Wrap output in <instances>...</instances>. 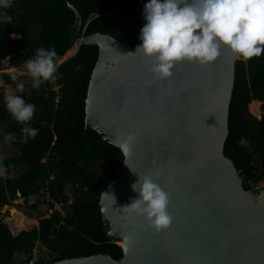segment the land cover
<instances>
[{"label":"water","instance_id":"water-1","mask_svg":"<svg viewBox=\"0 0 264 264\" xmlns=\"http://www.w3.org/2000/svg\"><path fill=\"white\" fill-rule=\"evenodd\" d=\"M63 2L75 18L70 43L98 48L85 129L124 158L98 204L103 233L121 247L122 258L96 255L54 264H264V189L255 194L259 184H253L245 190L223 153L240 59L222 47L214 62L179 63L160 81L147 70L152 61L136 53L138 45L85 35L81 15L69 0ZM14 75L18 81L16 73L3 74V80L13 85ZM129 134L136 139L125 154L117 140ZM138 175L151 176L168 193L169 229L157 233L123 211L138 198L131 189ZM17 198L28 208L36 204L34 194Z\"/></svg>","mask_w":264,"mask_h":264},{"label":"trees","instance_id":"trees-1","mask_svg":"<svg viewBox=\"0 0 264 264\" xmlns=\"http://www.w3.org/2000/svg\"><path fill=\"white\" fill-rule=\"evenodd\" d=\"M69 1L81 15L85 35L100 33L130 46L139 45L146 23L142 0ZM2 17L8 20L0 21V71L6 58L9 67L20 69L41 47L54 48L56 62L73 48L68 32L75 18L63 0H14L11 8L0 9ZM97 59V47L80 46L71 58L57 65L55 83L41 84L40 91L25 85L21 95L36 106L30 125L39 129L37 137L27 143L21 140L22 125L0 99V150L6 134L16 136L15 142L4 143L8 156L3 166L15 177L10 183L0 177V210L11 206L18 193L24 197L37 194L50 176L54 177L50 189L55 200L66 202L68 188L74 196L64 218L52 214L38 226L0 218V264H25L37 244L51 252L63 248L48 264L96 255L122 258L121 247L103 233L98 204L124 158L84 125L85 100ZM54 87H59L58 103ZM252 101L262 103L260 120L249 113ZM228 128L223 153L233 162L243 188L250 190L264 180V54L235 64ZM242 138L247 140L246 146H241ZM38 207V202L31 208L22 205L19 211L33 219ZM16 256L24 259L18 262ZM37 264H44L43 259L39 257Z\"/></svg>","mask_w":264,"mask_h":264},{"label":"clouds","instance_id":"clouds-1","mask_svg":"<svg viewBox=\"0 0 264 264\" xmlns=\"http://www.w3.org/2000/svg\"><path fill=\"white\" fill-rule=\"evenodd\" d=\"M13 3L14 0H0V9L11 8ZM143 18L146 23L136 53L152 61L147 70L160 81L169 79L179 63L206 66L214 62L222 47L242 61L264 54V0H149ZM56 56L54 48H39L34 58L23 63L20 75H27L31 87L36 89L43 83H55ZM11 78L16 81L17 92L23 93L24 82L17 81L15 75ZM4 100L7 111L22 125V142L35 139L39 129L31 127L30 121L36 106L26 102L22 95L6 94ZM135 139L134 134H129L119 138L117 144L125 154H130ZM5 140L15 142L16 136L8 133ZM240 144L246 146L247 140L242 138ZM5 173L6 169L0 166V177ZM131 189L138 198L123 211L142 218L157 233L169 229L173 217L168 211V193L149 175H138ZM125 239L128 244L133 242L131 236Z\"/></svg>","mask_w":264,"mask_h":264},{"label":"rangeland","instance_id":"rangeland-1","mask_svg":"<svg viewBox=\"0 0 264 264\" xmlns=\"http://www.w3.org/2000/svg\"><path fill=\"white\" fill-rule=\"evenodd\" d=\"M142 1L145 4L149 2V0H142ZM7 20L8 19L6 17L0 18V21H7ZM75 49H76V47H73L62 58L57 60V62H56L57 65H60L61 63L65 62L69 57H71L74 54ZM2 66H3V70L0 71V99L1 100L4 99L6 94H12V95H21L22 94V93L17 92L16 84H13V85L5 84V81L3 80V74L16 73L18 75V78H19L18 81H22V82H24V84L29 85L31 87V84H32L31 79L27 75H20V73L24 71V68L15 69V68L9 67V58H6L2 62ZM56 88H58V87H55V89ZM34 89H36V88H34ZM36 90L40 91L41 87H39ZM259 106H260V104H259ZM250 112L253 115H255L256 119H258V120L261 119L262 114L258 113L259 107L257 105H252L250 107ZM1 142H2L3 146H1V150H0V166H2L3 160L6 159V157L8 156L7 147L4 145L5 139H2ZM14 177H15V174L13 172H6L5 175L3 176V178L6 180H11ZM262 189H264V180L259 183L258 188L256 190H254V193L258 194L259 191ZM71 191L72 190H70V188H68V190H66V194L72 193ZM22 205H23L22 199L13 200L11 202V206H5V207L1 208L0 218L1 219H4L6 217L12 218V220L17 222L19 225L25 224V223H31L33 225L38 226V223L40 220L47 219L52 215L51 210L47 209L46 207H44V209H43L42 206L39 205V207L35 213V217L33 219L28 220V218L25 215H24V217L21 216L23 214L19 211V206H22ZM62 249H63L62 247H56V250L54 252H51L49 247L39 246V248H38L39 257L43 259L44 264H48L52 261V259L54 257L58 256V254L60 252H62ZM23 259H24V256H21L20 259H18L17 261L19 262Z\"/></svg>","mask_w":264,"mask_h":264},{"label":"built area","instance_id":"built-area-1","mask_svg":"<svg viewBox=\"0 0 264 264\" xmlns=\"http://www.w3.org/2000/svg\"><path fill=\"white\" fill-rule=\"evenodd\" d=\"M76 47V46H73ZM78 47H76L74 54L77 52ZM55 92H57V96L55 97V103H58L59 100V87L55 89L53 88ZM54 179L53 176H50L48 181H45V183L41 186L39 192L36 194L37 197V202L39 205L46 207L47 209L52 211V214H56L61 218H64L67 214L66 212V206L71 205L73 202V193L66 194L67 196V201H61V200H55L52 195H51V189H50V181ZM39 258V251L38 247H35L33 250L32 257L26 260L25 264H37Z\"/></svg>","mask_w":264,"mask_h":264},{"label":"crops","instance_id":"crops-1","mask_svg":"<svg viewBox=\"0 0 264 264\" xmlns=\"http://www.w3.org/2000/svg\"><path fill=\"white\" fill-rule=\"evenodd\" d=\"M260 104V106H259V112L258 113H261L262 114V112H261V105H262V103L261 102H259V101H252L251 102V104L249 105V107H248V109H249V113L253 116V117H255V115H253L251 112H250V107L252 106V105H259ZM256 118V117H255ZM21 216H23L24 217V215H21ZM21 218V217H20ZM29 220V219H28ZM38 245V244H37ZM38 247V246H37ZM20 257L21 256H16V258H15V260H18V259H20Z\"/></svg>","mask_w":264,"mask_h":264},{"label":"flooded vegetation","instance_id":"flooded-vegetation-1","mask_svg":"<svg viewBox=\"0 0 264 264\" xmlns=\"http://www.w3.org/2000/svg\"><path fill=\"white\" fill-rule=\"evenodd\" d=\"M5 84H7V85H9L7 82H5ZM26 85V84H25ZM2 166H3V163H2ZM4 167V166H3ZM8 181H10L11 182V180H8ZM10 182H8V183H10ZM18 194H21V193H18ZM23 195V194H22ZM35 195V197H36V194H34ZM24 196V195H23ZM16 199H18V198H16ZM36 204H37V197H36ZM24 205V204H23Z\"/></svg>","mask_w":264,"mask_h":264}]
</instances>
